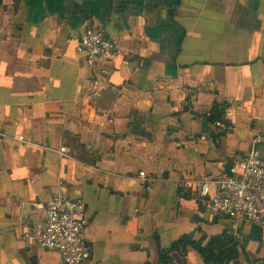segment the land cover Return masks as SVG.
Wrapping results in <instances>:
<instances>
[{
	"label": "crops",
	"instance_id": "1",
	"mask_svg": "<svg viewBox=\"0 0 264 264\" xmlns=\"http://www.w3.org/2000/svg\"><path fill=\"white\" fill-rule=\"evenodd\" d=\"M87 28L118 54L101 83L77 50ZM226 109L235 125L214 127ZM263 127L264 0H0V264H61L22 240L56 194L85 206L87 264H158L184 235L222 234L242 246L229 264H263L264 230L175 185L227 171Z\"/></svg>",
	"mask_w": 264,
	"mask_h": 264
},
{
	"label": "built area",
	"instance_id": "2",
	"mask_svg": "<svg viewBox=\"0 0 264 264\" xmlns=\"http://www.w3.org/2000/svg\"><path fill=\"white\" fill-rule=\"evenodd\" d=\"M77 50L85 55V63L97 83L111 75L118 54L114 43L100 31L87 28ZM235 114V109H226L224 120L227 124L217 121L214 127L232 129ZM18 139L24 141L21 136ZM260 145H264V127L253 137L246 155L227 171L214 178H183L175 185L180 190H189L213 217L227 218L233 229L244 222L264 230V160ZM57 153L62 158L70 157L67 148L62 147ZM138 178L146 185V190H150L151 180L146 173L140 172ZM38 209L42 211V220L28 225L22 240L58 252L61 264H87L91 248L84 236L87 219L83 202L56 194L44 208L39 206Z\"/></svg>",
	"mask_w": 264,
	"mask_h": 264
},
{
	"label": "trees",
	"instance_id": "3",
	"mask_svg": "<svg viewBox=\"0 0 264 264\" xmlns=\"http://www.w3.org/2000/svg\"><path fill=\"white\" fill-rule=\"evenodd\" d=\"M205 239L195 241L192 235L180 237L159 253L158 264H171L174 255L185 256L189 248L195 250L202 257L204 264H229L238 257L239 249L242 247L233 237L226 234L212 237L205 245H202ZM244 256L249 264H255L250 261L245 252ZM258 262L264 264V260H258Z\"/></svg>",
	"mask_w": 264,
	"mask_h": 264
},
{
	"label": "water",
	"instance_id": "4",
	"mask_svg": "<svg viewBox=\"0 0 264 264\" xmlns=\"http://www.w3.org/2000/svg\"><path fill=\"white\" fill-rule=\"evenodd\" d=\"M263 160H264V156H263Z\"/></svg>",
	"mask_w": 264,
	"mask_h": 264
}]
</instances>
